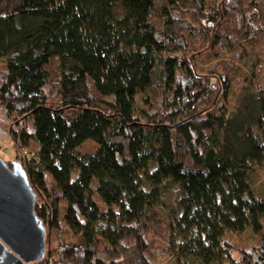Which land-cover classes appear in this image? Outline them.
I'll list each match as a JSON object with an SVG mask.
<instances>
[{"label": "trees", "instance_id": "1", "mask_svg": "<svg viewBox=\"0 0 264 264\" xmlns=\"http://www.w3.org/2000/svg\"><path fill=\"white\" fill-rule=\"evenodd\" d=\"M252 46L263 77L231 103ZM1 64L34 151L15 160L47 230L34 264H264V0H0Z\"/></svg>", "mask_w": 264, "mask_h": 264}, {"label": "water", "instance_id": "2", "mask_svg": "<svg viewBox=\"0 0 264 264\" xmlns=\"http://www.w3.org/2000/svg\"><path fill=\"white\" fill-rule=\"evenodd\" d=\"M37 195L19 162L11 170L0 157V264L45 259L47 230L35 214Z\"/></svg>", "mask_w": 264, "mask_h": 264}, {"label": "rangeland", "instance_id": "3", "mask_svg": "<svg viewBox=\"0 0 264 264\" xmlns=\"http://www.w3.org/2000/svg\"><path fill=\"white\" fill-rule=\"evenodd\" d=\"M224 57V56H223ZM261 61V54L258 51V46L249 47L247 53L245 54V59L242 61V70L240 73L234 78L232 92L230 96V102H234L239 93L244 90L245 88H254L259 82L263 75L260 74L259 68H257L258 64ZM215 62L211 60L203 61L204 69L208 70L212 66H214ZM257 65V66H256ZM4 70V65H0V77L1 73ZM47 70L49 75L52 78V83L49 85L51 88L55 86V82L58 79L59 73V61L57 59H52L47 66ZM254 71V74H252ZM10 119L15 120L16 118L14 115L8 110L5 105L0 104V119ZM68 119L70 117H67ZM33 119H29L26 124L30 126L33 122ZM6 128L4 125L0 124V129ZM78 151L84 155H93L98 151V145L92 141L85 142L82 146L78 148ZM31 156L34 154V151L29 150L28 152H23L20 150L11 140V138L7 134H0V157L4 161L13 162L17 160V158H22L25 160L26 155ZM250 182L253 186V190L256 196L264 198V167L257 168L254 167L250 173ZM99 201V200H97ZM176 201L174 196V188L170 187L166 190L164 198H163V210L165 213H169L173 207V203ZM65 204H62V218L64 217L65 211ZM233 242L238 245L239 247H248L252 244H256L257 240L251 233H245L238 236L232 237ZM49 245L51 248L56 247V240L54 238L53 233L50 234ZM173 259L171 257H167L161 261L162 264H172ZM194 264H201L200 262H195Z\"/></svg>", "mask_w": 264, "mask_h": 264}, {"label": "flooded vegetation", "instance_id": "4", "mask_svg": "<svg viewBox=\"0 0 264 264\" xmlns=\"http://www.w3.org/2000/svg\"><path fill=\"white\" fill-rule=\"evenodd\" d=\"M0 124L4 125L6 128L0 129V134H7L11 140L14 138V136L19 135L20 131L22 130L23 124L21 119H15V120H10V119H0ZM8 165V167L12 170L13 169V163L17 161H5Z\"/></svg>", "mask_w": 264, "mask_h": 264}]
</instances>
